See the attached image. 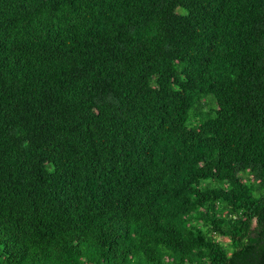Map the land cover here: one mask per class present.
Here are the masks:
<instances>
[{"label":"trees","instance_id":"1","mask_svg":"<svg viewBox=\"0 0 264 264\" xmlns=\"http://www.w3.org/2000/svg\"><path fill=\"white\" fill-rule=\"evenodd\" d=\"M0 264H264V0H0Z\"/></svg>","mask_w":264,"mask_h":264},{"label":"rangeland","instance_id":"2","mask_svg":"<svg viewBox=\"0 0 264 264\" xmlns=\"http://www.w3.org/2000/svg\"><path fill=\"white\" fill-rule=\"evenodd\" d=\"M221 243H223L224 245H227L228 241L227 239H224V238H219L218 239Z\"/></svg>","mask_w":264,"mask_h":264}]
</instances>
